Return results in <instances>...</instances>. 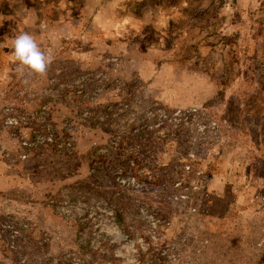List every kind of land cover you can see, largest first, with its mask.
Returning <instances> with one entry per match:
<instances>
[{
	"label": "rangeland",
	"instance_id": "374dc122",
	"mask_svg": "<svg viewBox=\"0 0 264 264\" xmlns=\"http://www.w3.org/2000/svg\"><path fill=\"white\" fill-rule=\"evenodd\" d=\"M22 32L46 76L15 60ZM39 107L68 149L31 141ZM96 151L125 226L70 197ZM263 255L264 0H0V264Z\"/></svg>",
	"mask_w": 264,
	"mask_h": 264
},
{
	"label": "trees",
	"instance_id": "16d2710c",
	"mask_svg": "<svg viewBox=\"0 0 264 264\" xmlns=\"http://www.w3.org/2000/svg\"><path fill=\"white\" fill-rule=\"evenodd\" d=\"M41 107V106H40ZM38 108L35 112L36 116H34L31 120V141L33 143H37L44 146H49L54 151H63L68 149L69 145L73 144V140L70 138V131H64L57 128V124L55 121H50V117H45L43 115H38L42 111L41 108ZM36 121L38 122L37 125ZM69 120H67L68 122ZM17 123V120L15 121ZM22 121H19V123ZM25 122V121H23ZM71 123V121H70ZM67 134L70 138V141H63V136ZM95 155L89 156L90 153L85 154L84 158H87L89 162V171L87 176L83 179L79 180L73 185H70L72 190V195H70L72 200L78 198H89L96 197V201L100 202L104 208H108L110 206L111 213L116 223H119L121 226H125L124 221V207L126 203V199L132 200L130 195L128 194L127 187L120 185L117 179L116 181H112L111 185L106 183H101L105 174H102V163H104V154L96 151ZM83 155V154H82ZM83 158V159H84ZM129 163L133 161H128ZM97 164V167L95 165ZM101 169V172H100ZM133 168H130L132 171ZM122 173V170H116L115 173ZM136 172V171H133ZM76 195V196H75ZM101 200V201H100ZM108 205V206H107ZM129 207L133 209V207L128 203ZM130 208V209H131ZM129 210V209H128ZM130 228V226H127ZM264 256V255H263ZM259 264H264V257L261 259Z\"/></svg>",
	"mask_w": 264,
	"mask_h": 264
},
{
	"label": "clouds",
	"instance_id": "9594fccd",
	"mask_svg": "<svg viewBox=\"0 0 264 264\" xmlns=\"http://www.w3.org/2000/svg\"><path fill=\"white\" fill-rule=\"evenodd\" d=\"M13 53L19 65L38 76H46L52 57L42 51L34 37L26 32L15 37Z\"/></svg>",
	"mask_w": 264,
	"mask_h": 264
}]
</instances>
